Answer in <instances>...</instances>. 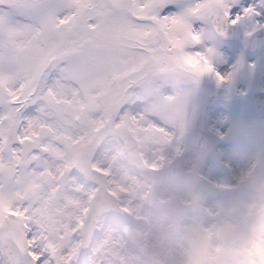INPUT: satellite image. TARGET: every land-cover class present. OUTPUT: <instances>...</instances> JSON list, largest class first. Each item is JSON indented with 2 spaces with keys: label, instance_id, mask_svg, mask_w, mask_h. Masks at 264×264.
Returning a JSON list of instances; mask_svg holds the SVG:
<instances>
[{
  "label": "rangeland",
  "instance_id": "obj_1",
  "mask_svg": "<svg viewBox=\"0 0 264 264\" xmlns=\"http://www.w3.org/2000/svg\"><path fill=\"white\" fill-rule=\"evenodd\" d=\"M207 2L223 6L224 0ZM120 3L0 0V95H6L0 98V259L2 242L11 238L22 252L19 264H77L82 224L97 189L90 179L95 168L127 213L123 218L109 219L105 213L95 217L100 233L83 264H119L114 253L133 264H264V244L253 256L249 245L264 232L260 154L255 147L245 150L235 143L209 152L193 141L196 116L207 114L209 96L200 82L216 84L212 61L205 55L202 62L183 63L182 33L177 41L158 29L146 37L122 33L128 20ZM144 18L153 25L162 17L148 13ZM39 31L48 36V53L31 47L23 51ZM187 34H195L192 25ZM122 50L144 52L145 62L123 71L110 66L104 74L94 67L95 74H90L91 52ZM179 82L194 92L186 106L192 112L186 131L179 135L178 129L168 134L151 128L167 126L157 120L159 111L153 112L148 95L163 83L164 94H176ZM234 105L237 111L244 109L243 101ZM148 109L149 116H140ZM254 115L259 118V111ZM15 122L20 124V143L7 150ZM120 129L137 139L138 158L125 150ZM28 140L34 149L25 155L22 145ZM181 151L186 153L185 168L204 176L205 182L169 174L168 162ZM11 162L17 168L14 177L7 175ZM246 218L240 227L248 233L243 243L234 231L226 243L212 238L225 223ZM127 229L140 234V245L127 239ZM219 245L215 259H208L210 249Z\"/></svg>",
  "mask_w": 264,
  "mask_h": 264
},
{
  "label": "snow or ice",
  "instance_id": "obj_2",
  "mask_svg": "<svg viewBox=\"0 0 264 264\" xmlns=\"http://www.w3.org/2000/svg\"><path fill=\"white\" fill-rule=\"evenodd\" d=\"M141 6L158 17L183 18L201 34L197 50L212 61L216 82L205 103L210 125L206 148L215 152L229 143L245 150L255 147L264 173V0H224L223 6L207 0H121L118 5L134 26ZM235 100L244 102L242 111ZM0 264L7 261L0 259Z\"/></svg>",
  "mask_w": 264,
  "mask_h": 264
},
{
  "label": "bare ground",
  "instance_id": "obj_3",
  "mask_svg": "<svg viewBox=\"0 0 264 264\" xmlns=\"http://www.w3.org/2000/svg\"><path fill=\"white\" fill-rule=\"evenodd\" d=\"M76 1L77 3H83L86 0H76ZM148 13L150 12L147 9V7L141 6L139 11L135 13V16L139 17V25L135 27L131 25L130 22L125 21L126 28L128 29L126 30L121 29L122 33H125L128 36L130 35L132 37H146L150 35V33L154 32L156 29H158V30H161L165 38L170 39L172 41H175V40L177 41L178 34L182 33L185 35L186 41L182 46L184 52H182L181 61L183 63H186L194 59H197V60L201 59L200 62L205 60L204 59L206 58L205 52L203 50H197L201 48V34L195 31L194 28L192 27L193 33L195 34L193 36L191 35L190 37L187 33L191 30V25L190 23H188L187 20H184L183 18H180V17H173V18L162 17V18H159L158 22H154V24L151 25L149 20L144 18V16H146ZM47 38L48 36H45L43 31H39L31 37V40H29L30 44H28L26 48H22V50L29 51L31 47L32 49H36L37 52H47L48 51L47 49L44 50V45H45L44 42L45 40H47ZM50 51L52 52V50ZM144 54H145L144 52H127L124 50L119 51V52H109V53L108 52H91L92 57L89 63L88 71L90 72V74L91 73L95 74L94 67H97L99 72H101V74L102 73L104 74L106 73V70H108L110 66H117L119 69H117L116 71H123L126 68H131L132 66L134 67V66H137L138 64L144 63L146 59V56ZM196 57H199V58H196ZM42 58L44 59V55L42 56ZM156 77L157 76H155L154 79ZM163 84H161L159 88H157L158 91L152 92L151 94H149L147 99L149 101L148 102L149 105L152 104L151 105L152 108L153 107L156 108L155 109L156 111H153V112L158 113L157 111H159L158 114H160L159 115L160 117L157 120H163L164 124L166 123L167 127L164 128L156 124H151L150 126H152L151 128L153 129H158L160 132H164L168 134H175L176 133L175 130L178 129L177 132L179 135H181L182 133L186 131L187 123H189L190 118H191L190 115L192 112L191 111L188 112L189 108H186V106H187V103L191 100V98H194L193 96L194 92L189 86H186L184 82L183 83L179 82L178 86L176 84L173 86V87L177 86L176 89H178V91L176 92V94H172L171 96L170 95L168 96L167 94H164L165 85ZM179 97L180 98L182 97L181 101L180 100L176 101L177 99H179ZM161 106L163 110L160 109ZM193 106L195 107V104ZM145 111L146 110L140 113V116L147 117L150 115V109L147 110V113H145ZM161 111H163L164 113H162ZM167 121H171V123ZM148 127H149V123H146V128ZM153 129H150V130L153 131ZM72 188H74V186H72ZM42 200L43 199H40L39 201L42 202ZM41 202H40V205H41ZM38 206L39 205H37V207ZM37 209L38 208H36L34 212L32 211V213H37L36 212ZM247 218L246 220L245 219L240 220L234 225L225 223L223 226V229L226 232L227 231L228 232L223 233V229H219V231L216 230L214 235L212 234L213 236L212 238L217 239L218 241L223 240L226 243L227 241H229V239L232 238V235L230 234V232L234 231L236 232L235 239H238V241L240 240V243H243L242 239L245 236H248V233L247 232L245 233L243 229L242 231H240V227L241 226L244 227V225H246L245 221H247ZM249 224H251V222ZM238 232L240 233L238 234ZM212 238L210 237L211 240H213ZM263 244H264V232L261 233V237L255 239L252 243L249 244L250 246L253 247V251L250 252V255L253 256L256 253L261 252ZM210 250H213V252H210V256H208L209 257L208 259L213 260L215 259L216 255H218V253L221 251V245L213 247ZM249 263L254 264V261L250 260Z\"/></svg>",
  "mask_w": 264,
  "mask_h": 264
},
{
  "label": "water",
  "instance_id": "obj_4",
  "mask_svg": "<svg viewBox=\"0 0 264 264\" xmlns=\"http://www.w3.org/2000/svg\"><path fill=\"white\" fill-rule=\"evenodd\" d=\"M204 91L206 93H208L209 95L211 93L214 92V87L210 84V83H206V82H202L201 83ZM202 120V124L203 127H205V115L201 116ZM16 128H12L9 134V139H8V146L9 148H11V146L13 144H15L17 142V136H16ZM205 132L204 129L202 131H200L199 129L195 130V141L197 144L199 145H203L206 147V138L205 137ZM120 134L125 142L126 148L128 149V151L131 154L134 155H138V146L136 143V140L131 137V135L126 132V131H120ZM33 148V144L31 142H29L25 148H24V152L25 153H29L31 151V149ZM178 160L175 161V163L173 164V166L171 168H173L174 166H176L178 163ZM181 162V161H180ZM14 164H12L10 166V168L8 169V173L10 174V176H12L14 174ZM174 173H180L182 172L181 167L178 169L173 170ZM192 178L195 181L200 180V177L197 175H191ZM91 178L93 180V182H95L96 184L99 185V189L93 199V206H92V211L91 214L89 216V219L87 221L86 227L84 229V235H83V241L81 244V256L83 257L84 254L87 252V246H89L90 242L94 239L95 237V215L98 213H101L103 209L107 210V212L115 214V215H123L124 212L118 208L117 205V201L116 199L109 193H107L105 187H104V183L102 180L101 175L98 172H92L91 173ZM173 209H177V207L174 204H170ZM104 206V207H102ZM128 235L129 237L135 241V242H139V236L134 232V231H128ZM3 255H4V259L7 261V264H16L19 262L20 258H21V254L20 251L18 249V247L16 246V244L9 238L5 239V241L3 242Z\"/></svg>",
  "mask_w": 264,
  "mask_h": 264
}]
</instances>
